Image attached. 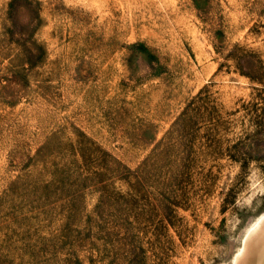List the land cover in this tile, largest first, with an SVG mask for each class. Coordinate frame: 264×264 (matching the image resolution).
I'll use <instances>...</instances> for the list:
<instances>
[{"label":"rangeland","instance_id":"1","mask_svg":"<svg viewBox=\"0 0 264 264\" xmlns=\"http://www.w3.org/2000/svg\"><path fill=\"white\" fill-rule=\"evenodd\" d=\"M263 216L264 0H0V264H235Z\"/></svg>","mask_w":264,"mask_h":264},{"label":"bare ground","instance_id":"2","mask_svg":"<svg viewBox=\"0 0 264 264\" xmlns=\"http://www.w3.org/2000/svg\"><path fill=\"white\" fill-rule=\"evenodd\" d=\"M250 229L235 264H264V216Z\"/></svg>","mask_w":264,"mask_h":264}]
</instances>
